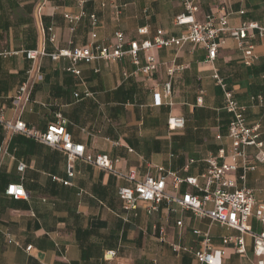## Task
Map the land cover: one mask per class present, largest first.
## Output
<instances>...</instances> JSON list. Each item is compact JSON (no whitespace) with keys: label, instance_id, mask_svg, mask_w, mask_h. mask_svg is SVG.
Listing matches in <instances>:
<instances>
[{"label":"crops","instance_id":"crops-1","mask_svg":"<svg viewBox=\"0 0 264 264\" xmlns=\"http://www.w3.org/2000/svg\"><path fill=\"white\" fill-rule=\"evenodd\" d=\"M190 1L197 7L196 21L226 13L231 27L242 21L264 26V0ZM240 11L244 13L239 15ZM181 12V0H0L3 118L21 120L43 133L60 113L71 140L83 145L86 155H107L121 175L135 171L137 180L156 177L154 167L160 166L165 173L194 178L202 185L206 158L216 156L220 149L228 155L230 149L231 116L223 109L222 92L212 77L216 71L236 102L245 107L246 126H259L264 151V40L246 41L254 46L256 56L250 66L243 64L244 52L230 38L212 62L207 61L205 49L188 43L179 49L140 52L141 65L148 56L157 64L150 78L135 74L128 56L117 61L77 62L73 67L79 74L75 75L67 70L72 66L68 59L52 61L45 56L32 63L24 55L40 48L52 53L85 47L91 34L96 35V45L113 43L116 32L126 41L152 40L158 32L177 37L180 30L174 19ZM81 13L74 25L64 18V14ZM91 15L97 21L95 27ZM139 29L146 33L139 35ZM52 35L54 41H50ZM171 64L183 69L171 79L170 98L156 106L154 93L167 81L166 69ZM30 69L33 72L28 76ZM25 81L30 86V102L17 110L13 99ZM256 95L263 96L262 103L251 100ZM169 116L182 118V129L168 130ZM0 146V264H199L191 252L176 253L171 248L174 244L199 249L201 239L194 230L207 231L211 246L223 250L221 264L257 262L249 235H242L245 253L238 254L232 246L222 245V238L238 237V231L198 218L176 203L162 201L152 214L146 213L144 203L134 211L124 210L118 189L130 183L121 176L77 158L71 162L69 180L66 154L34 138L10 133L1 124ZM245 153L254 169L244 171L239 161L228 178L264 203V163L254 161L255 148L248 147ZM19 163L25 166L21 172ZM11 184L21 185L26 199L7 195ZM165 192L181 198L196 190L187 183L175 190L167 178ZM248 225L255 233L263 230L253 218ZM109 251L114 252L112 258Z\"/></svg>","mask_w":264,"mask_h":264},{"label":"built area","instance_id":"built-area-1","mask_svg":"<svg viewBox=\"0 0 264 264\" xmlns=\"http://www.w3.org/2000/svg\"><path fill=\"white\" fill-rule=\"evenodd\" d=\"M183 12L178 14L174 19V26L180 30L177 37L163 36L161 32L152 40L143 41H126L121 32L114 34V42L108 45H96L93 42L96 35L91 34V40L85 47L81 48H61L55 52L46 53L43 48L24 51L27 60L32 63L36 62L40 57H49L52 61L60 58H65L70 61L72 66L67 70L78 75L79 71L73 65L77 62L89 63L91 61L101 59L105 61H117L125 56L130 57L131 63L135 66V74L145 78H150L154 75L157 64L153 57H146V63L141 65L139 59L140 52H146L150 49L161 48H181L185 44L200 46L207 52V61L212 62L216 58L218 49L223 47L226 39H233L238 48L244 52L243 64L250 66L256 59L253 54L254 46L246 41L258 38L264 40V26L258 23L242 21L235 27L229 26L227 14L221 15L210 14L205 16L204 20L199 22L194 18L197 11L196 5L190 0H181ZM230 0H225L229 2ZM224 2V3H225ZM222 3L221 10L225 11V4ZM244 12L240 11L239 15ZM83 13L79 15L64 14V18L72 25L79 21ZM92 26L95 27L97 21L93 15L90 16ZM73 30V27L71 28ZM145 29H139L138 34H145ZM50 41H54L52 35ZM183 69L182 66L171 64L166 69L167 81L163 83L160 92L154 93V104L160 106L163 101L170 98L171 95V79L173 76ZM32 69L27 71V75H31ZM213 79L216 85L220 88L223 96V109L231 116L227 128V138L230 141L229 154L225 155V150L220 149L216 156L206 158V169L201 175L203 184H198L194 178L181 179L178 175L172 172L165 173L163 167H154L158 176L153 177L146 175L143 179L137 180L135 171H130L126 175H121L113 168V162L107 155H86L84 146L74 143L71 140L70 134L66 131V120L60 113H56L55 122L50 124L43 133H38L32 128H29L23 121L16 120L14 122L7 121L3 118L0 111V124L10 133H19L26 137L34 138L37 141L59 150L66 154L69 161L67 176L72 178L71 162L74 159H83L86 163L94 165L100 169L111 172L115 175L123 177L130 183L128 187H120L118 189V197L123 203V208L126 211L136 210L139 203L146 205L145 211L147 214L157 212L158 206L162 201H170L176 203L182 209L190 210L198 218H207L211 222L218 223L222 226L234 229L240 233L238 237L222 238V245L232 246L236 253H245V242L242 235L247 234L252 238L253 254L257 258L256 264H264V203L257 202L253 192L245 187L236 188L232 179L228 178L230 173L235 172L239 167V161L244 171L253 170L255 165L248 163V158L245 149L253 147L257 153L254 156V161L264 163L263 142L260 140L258 129L259 126H246L245 123V107L239 105L234 99L233 91L227 87L224 80L217 74L213 73ZM78 95L75 94V97ZM84 96H90V93H85ZM251 100L263 102L262 95L252 96ZM14 105L17 110L30 102V86L28 81L22 83L14 96ZM201 99H198L200 102ZM171 105V103H168ZM184 121L179 117L169 116L167 119V128L170 131L182 129ZM3 153V148L0 146V154ZM229 158L230 163H226L225 159ZM221 160V162H220ZM24 164L19 163L17 170L23 171ZM165 173V174H164ZM170 178L173 189L177 190L182 183L195 188L196 193H185L181 198L171 197L166 194V179ZM244 179V175L240 177ZM69 182H65L68 184ZM5 193L13 199H26L27 195L21 185H8ZM211 206V207H208ZM250 218L255 219L263 227L259 233H255L248 225ZM181 226V222H177ZM193 234L199 237L200 247L197 250L190 248L171 245L174 252H191L199 264H221V256L223 250L221 248H213L211 246L210 235L206 232L194 230ZM27 247L26 250H30ZM107 255L112 258L114 252L109 251Z\"/></svg>","mask_w":264,"mask_h":264}]
</instances>
